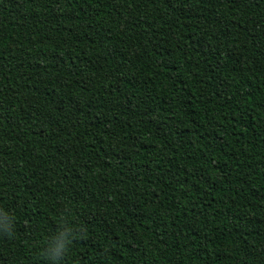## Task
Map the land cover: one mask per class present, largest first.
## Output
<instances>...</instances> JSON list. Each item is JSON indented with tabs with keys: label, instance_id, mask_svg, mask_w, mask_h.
<instances>
[{
	"label": "trees",
	"instance_id": "16d2710c",
	"mask_svg": "<svg viewBox=\"0 0 264 264\" xmlns=\"http://www.w3.org/2000/svg\"><path fill=\"white\" fill-rule=\"evenodd\" d=\"M0 264H264V0H0Z\"/></svg>",
	"mask_w": 264,
	"mask_h": 264
},
{
	"label": "clouds",
	"instance_id": "9594fccd",
	"mask_svg": "<svg viewBox=\"0 0 264 264\" xmlns=\"http://www.w3.org/2000/svg\"><path fill=\"white\" fill-rule=\"evenodd\" d=\"M13 221L9 214L0 211V232L10 234ZM74 239V230L67 226H62L48 242L42 255L48 264H59L61 259L67 254L69 245Z\"/></svg>",
	"mask_w": 264,
	"mask_h": 264
}]
</instances>
